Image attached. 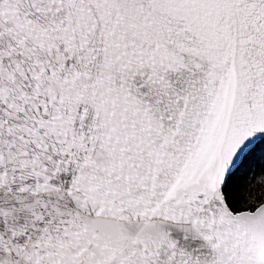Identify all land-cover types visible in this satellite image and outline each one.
<instances>
[{"label": "snow or ice", "instance_id": "6c2138e0", "mask_svg": "<svg viewBox=\"0 0 264 264\" xmlns=\"http://www.w3.org/2000/svg\"><path fill=\"white\" fill-rule=\"evenodd\" d=\"M0 264H264V0H0Z\"/></svg>", "mask_w": 264, "mask_h": 264}]
</instances>
